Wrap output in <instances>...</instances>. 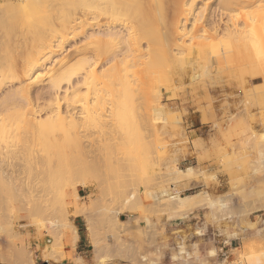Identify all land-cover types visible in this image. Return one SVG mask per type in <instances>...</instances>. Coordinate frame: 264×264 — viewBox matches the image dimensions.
<instances>
[{
    "label": "rangeland",
    "instance_id": "374dc122",
    "mask_svg": "<svg viewBox=\"0 0 264 264\" xmlns=\"http://www.w3.org/2000/svg\"><path fill=\"white\" fill-rule=\"evenodd\" d=\"M7 1L19 2L0 0V6H5ZM86 1L24 0L22 9L15 11L13 17L1 7L0 56H10L12 49L20 51L23 28L44 32L55 15L84 7ZM218 2H197L187 28L200 14L214 12ZM49 10L55 13H48ZM7 26L14 27L13 31ZM90 29L84 36L65 42L29 78L5 81L0 89V102L20 86L27 85L31 90L28 110L36 111L29 115L33 120H47L58 107L61 112L69 110L65 95L70 84L63 83L57 93L51 92L49 85L54 71L59 69L58 62L90 43L87 39L92 34ZM253 55L256 65L263 66L264 53L259 50ZM226 65L208 75L203 71L199 74L164 71L162 76L160 71L158 75L142 71L138 79L149 80V74H154L153 84L146 86L159 84L158 92L152 89L160 94L155 96L151 87H143V82V91L147 92H142L140 97L144 99L153 92L151 98L155 97L156 102L142 101L144 106L136 104V109L129 113L132 103L125 105L130 117L126 115L123 120L110 122L108 137L99 132L81 137L78 150H85L89 155L86 162L77 149L71 150L69 142L67 146L66 140L61 141L63 138L55 141L54 137L59 134L30 135L29 141L21 140V143L18 139L21 133L18 137L14 133L20 143H16L13 160L11 156H2L0 162L10 171L14 184L18 180L15 184L19 187L18 194L20 181L21 187L29 185L33 204L22 203L17 194L0 192V264H264V69L246 71L245 62L242 69ZM239 73L247 75L241 78ZM84 76H78L76 100H91L82 85ZM212 77H216L215 83ZM156 80H163L162 84ZM41 93L49 94L38 99ZM16 106L15 112L10 113L14 117L22 108L27 110L23 105L19 109ZM41 109L45 111L39 113ZM80 110L76 106L72 113L80 118ZM105 139L113 140L110 144ZM42 149L51 161L56 157L55 162L42 168L44 172L38 168L42 163L36 167L33 159L36 151L41 150L38 155L43 156ZM73 150L83 162L74 160L77 157L71 156ZM55 152H64V157L69 152L72 158L66 153V161L67 157L61 159ZM30 154L33 157L28 158ZM187 168L192 172L186 173ZM73 191L78 193L77 198L73 197ZM6 195L12 196L13 201L9 202ZM176 195L190 197L180 205L174 201ZM12 222L13 228L8 231Z\"/></svg>",
    "mask_w": 264,
    "mask_h": 264
},
{
    "label": "bare ground",
    "instance_id": "6f19581e",
    "mask_svg": "<svg viewBox=\"0 0 264 264\" xmlns=\"http://www.w3.org/2000/svg\"><path fill=\"white\" fill-rule=\"evenodd\" d=\"M199 1L200 0H88V2L86 1L87 4L84 5V7L74 8L72 11H66L59 16L55 15V18L53 16L52 18L54 19L50 21L47 30H45V28L43 29L45 30L44 32L31 28L30 30L27 29L25 31V28H23V42L20 46H18L20 51L12 49L14 51H12L10 56L8 55V57H5V55L4 58L0 56V89L5 81H9L11 83L16 82L17 80L19 81L20 77L24 79L29 78L36 71V69L47 62L50 56H52L57 50H60L62 45L71 38H76L79 35L84 36L88 28H91L90 30H92V34L87 37V39L90 40L89 44L87 43L82 48L74 50L73 53L67 55L58 62L59 69L54 71L55 76L52 78L49 85L50 91L57 93V91L61 89L60 87L63 83L70 84L65 95V100L69 101V104L67 105V108H70L69 110L61 112L60 107H58V110L55 109L53 113H50L53 114V116L48 115L49 117L47 120L42 122L35 121V118L33 120L29 115H31V113H33V115L36 114V111H34V109L28 110V107L31 105L29 103L31 90L27 85L20 86L18 91L9 93L7 97L0 102V157L4 156L5 158L11 156L12 159V156L15 154L18 147L17 144L20 143L21 140L24 142L25 140L29 141L30 139L28 140L27 137L30 138V135L35 136V134L41 135L43 133H52L51 135L53 136L54 134L60 135L59 137H54L55 141H57L58 138L60 140L63 138L61 140L62 142L63 140H66L64 144L67 145L69 142L72 145L70 146L68 144L69 147H71V150L72 148L77 149V153L80 154L83 158L82 160H85L84 162H86L89 155L87 156V153L84 152L85 150H78V146L80 147L82 142H80V140H82L81 137L86 138L87 136L94 134V132H99L103 137H108V126L110 122H117L123 117L126 118L130 115L127 114L128 109L127 107L125 108V105L129 103L133 104H131L132 108L130 107L128 110L129 113L130 110L133 111L134 108L136 109V104L138 106L140 103L144 106L142 101H146L147 103L153 101L156 102V98L154 96V98L151 97L153 92L155 93V96L156 94H160V92L156 93L158 92L157 89H159V87L156 88L159 85V81L157 82V79L156 82L158 85H155L156 87H152L154 85L151 86V84H153L151 80L154 81V77L151 76L154 74H149L151 79L147 77L149 80L145 79L141 82L139 80V74L142 71L147 70L150 73L157 72L155 75H158L160 71V73L162 72V76L165 75L163 74L164 71L165 73L180 72V74L188 72L191 74L198 72L199 74V71H203L208 75L213 71L216 72L215 70L219 71V68H222V66L226 68V64H228L226 66H230V64H232L230 67L233 68L236 66L235 62H239V65L241 66L236 67H240V69H242V64L245 62L247 69H244L246 71H252L255 68H258L260 71L263 70L264 65H256L253 61V54L257 53V51L259 52V50L264 53V0H218V5H216L217 8H215L216 11L215 9L214 12H210V10H208L209 12L206 11V15L200 14L192 20L191 27L187 28L186 24L191 20L190 18L193 7ZM23 2L24 0H19V2L16 3L7 1L5 2V6L1 4L0 8L2 7L1 9H4L3 11L6 10L7 13H9V15L12 14L11 16L13 17L15 11L22 9V6L20 5ZM3 6L5 8H3ZM50 11L51 10H49L48 13H55ZM3 13L4 12H2V14ZM7 13L6 15L8 16ZM8 18H10V16ZM223 19H227V21L223 22ZM1 27L2 26L0 25V28ZM4 28L7 30V28L10 27L7 26V28ZM11 29L12 28H10V31H13L14 27L12 30ZM54 42L57 43L54 44ZM143 44L145 47H143ZM77 57L80 59L72 63ZM242 58H244V62L241 61L243 60ZM245 65L243 66L245 67ZM240 69L238 71H240ZM227 70L229 69L227 68ZM255 72L256 74L258 73L257 70ZM81 74L85 75L82 77V85L86 88L88 95H91V100L84 97V99L79 98V100H76L78 99L76 97L79 92L76 82L79 81L78 76ZM244 74L245 73H241L240 77L242 75L244 76ZM207 78L210 81L209 77ZM213 78L216 80V77H212V79ZM220 79L222 78L220 77ZM215 80L214 82H211L215 83ZM162 81L159 83L162 84ZM143 82H145V84ZM150 82V86H146L147 83ZM241 82L243 83V80H241ZM143 84L145 85L143 87L146 88H156V92L155 89L154 91L152 89L153 92L150 90L149 94L151 92V96L144 97L143 99V97H140L142 96L141 93L143 92L144 94V92H147L145 91L146 89L143 91ZM163 84L165 83L163 82ZM241 85H244V83ZM172 92L173 91H171V93ZM48 94L49 93L38 94L37 98L42 99ZM73 98H75V100ZM157 99L159 100V96ZM18 102H23L24 104H20L23 105V107H27V110L22 108L24 112L22 111L14 117L15 115L12 116L11 114L15 112L14 106L19 104ZM140 104L138 107H140ZM21 105H18L19 107L16 106V108L19 109L22 107ZM76 106L81 108L80 116L82 117L80 118H77L74 113H72ZM106 106L109 108H105ZM42 111H45V109H41L39 113ZM139 112L141 114L140 110ZM139 116L141 117V115ZM16 120L19 121L21 124L20 126L18 125L19 123L16 124ZM14 133L17 134V137L18 134L21 133V136L19 135L20 137L18 138L20 139V142L15 140L16 138H14ZM109 140L110 141H106L111 144V140L113 139ZM236 145L237 144H235V146ZM67 150L69 151V149ZM40 152L41 150L39 152L36 151L35 153L37 155L33 152L34 157L32 156L33 154H30L27 157H33L37 164L36 167H38L39 163H42L38 167L39 169L41 167L42 170L43 167L46 168L49 166L51 162H55L54 160L56 157L54 160L52 159L53 161H51L49 155L46 154V151L44 153L43 150V156L38 155ZM64 152L62 153L63 155ZM70 152H73L71 153V156L74 157L76 154L74 153L75 150ZM66 153L65 157L60 154V152L58 154L56 153L55 155H61L63 157L59 156L58 160H56L59 161L60 157L61 159H65L67 156L69 157V152L67 153V156ZM71 156L69 158H72ZM20 157H22V155H20ZM68 157L66 158V161H68ZM77 158L74 160L80 161L79 158ZM5 164L7 167V163ZM42 171L44 172V169ZM187 172L189 174L192 172V169L187 168L186 173ZM12 177L13 176H11L10 171L8 172L0 162V192L4 190L3 192L6 191L12 196L13 194H17L18 197H20L19 199L22 198V203L24 202L25 204L30 205V203H32V193L28 188L29 185L27 187L22 183L23 186L21 187L20 181L19 185L21 191L19 192L20 194H18L17 191H19V187H17V185L15 186L18 180L14 184ZM239 183L241 182L239 181ZM42 186L44 187V184ZM14 196L16 197V195ZM78 196V193L73 191V197L77 198ZM189 197L190 196H186L182 198L177 196L174 198V201L181 205L185 200L189 199ZM8 201L11 202L13 199L11 198ZM8 205L10 207V205L13 204L11 203ZM14 211H16V209ZM7 228L8 231L12 229L13 222L10 223ZM255 259L257 260L258 258L255 257Z\"/></svg>",
    "mask_w": 264,
    "mask_h": 264
},
{
    "label": "water",
    "instance_id": "95a60500",
    "mask_svg": "<svg viewBox=\"0 0 264 264\" xmlns=\"http://www.w3.org/2000/svg\"><path fill=\"white\" fill-rule=\"evenodd\" d=\"M43 264H47V263H43Z\"/></svg>",
    "mask_w": 264,
    "mask_h": 264
}]
</instances>
